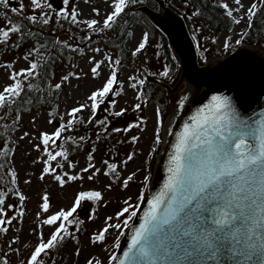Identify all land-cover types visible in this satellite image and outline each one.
I'll list each match as a JSON object with an SVG mask.
<instances>
[{
  "label": "snow or ice",
  "instance_id": "obj_1",
  "mask_svg": "<svg viewBox=\"0 0 264 264\" xmlns=\"http://www.w3.org/2000/svg\"><path fill=\"white\" fill-rule=\"evenodd\" d=\"M84 2L89 3V0ZM232 2L234 6H230L226 0L212 2V8L221 9L232 25H244L236 33L238 38L234 42L232 35L225 37V51H232L252 35L256 18L264 10V0H251L248 5L242 0ZM17 3V7H12L10 0H0V19L4 20V25L0 26V46L19 48L21 41L28 40H31V46L21 57L28 65L26 68L17 71L14 70L15 62L0 64V67L9 70L8 78L11 81L0 91V131L8 129L11 133L17 130L15 126L19 124L24 108L31 111L30 105H43L52 91L58 93L72 79L81 80L88 76V73L82 76L77 72H69L54 86L48 83L45 79L48 75L47 66L63 57L65 50L80 57L88 56L91 78L101 80L103 70H107V76L86 95L84 102L77 101V106L66 109L63 114L59 112L58 104L48 111L47 123H56L58 118L59 125L52 133H39V142L33 147L41 155L32 163L43 165L38 176L39 181L43 182L46 177H51L61 188L69 182H82L86 173H91L87 176L88 181H95L102 173V169L94 162L97 150L95 145L101 139H109L114 134H128L133 129L141 132L146 130L147 119L140 113L149 104V94L145 87L148 78L171 80L173 66L178 67L175 64L176 56L171 57L173 65H162V71L152 72L147 68H137L133 74L128 75L127 86L134 92L135 102L130 106L131 112L129 107H120L117 110V98L126 95L125 82L119 78L123 68L122 59L120 55L114 58L110 51L101 47H93L92 45L100 43L93 36H99L109 43L118 37L127 38L129 42L134 40L135 32L130 30L129 17L135 13L129 9L145 3V0H104L111 11L106 12L102 20L79 19L81 13L76 6L77 0H28L31 14L27 15L24 0H17ZM185 6H188V0ZM4 10L10 11L13 17H9ZM92 13L95 17L101 16L97 7L92 8ZM202 15V11L197 9L188 18ZM206 20L211 24L212 15L209 14ZM62 21L77 27L85 34L76 36L67 30V40H61L58 36L51 40L45 39L43 30L54 24H61L63 27ZM202 31V27L195 28L197 34ZM109 32L115 35L107 36ZM13 35L16 40L11 41ZM149 38L148 31L141 33L140 39L130 51L132 58L145 52L149 46ZM192 39L199 50L201 43L195 34ZM203 39H211L213 44L217 43L214 37ZM70 40L75 42L70 43ZM121 42L123 39L115 43L114 47L122 54L125 49L120 47ZM86 49L92 55H88ZM97 56L102 58L97 59ZM201 58L207 63L203 53ZM144 63L147 64L148 61L145 60ZM188 99L187 93H181L176 99V111L182 110ZM238 100V97L234 98L231 94H214L184 124L167 162L168 175L163 188L147 201L148 211L144 212L143 220L138 226L130 222L137 217L140 205L145 202L143 191L135 204L131 197L125 199L124 206L115 217H106L104 227L91 235V245L102 248L107 254V264H264V112L246 114L241 110L242 105L238 104ZM85 110L90 112L87 119L80 115ZM101 113L102 118L97 119ZM129 115L132 118L126 121L125 126H113L115 122ZM9 117L10 124L7 123ZM31 123L35 125V117ZM88 125L99 129L94 140L88 134L78 138L64 135L78 126ZM163 127V114L157 107L149 156L156 152L161 143L160 132ZM29 135L24 132L20 139L23 140ZM140 139L139 135H133L129 142L136 144ZM57 141L60 143L57 144ZM89 141L93 147L87 154L86 167L71 174L77 165L69 159L66 146L71 144L74 148L80 147ZM9 143L10 141L5 140V147L0 148V234H7L13 221L23 224L25 201L29 199L20 191L18 172L11 167V156L15 150L7 146ZM134 157L135 153H129L127 159L120 164L110 159L101 161L105 166L103 175L111 181L105 186L107 191H112L113 184L118 182L122 189H126L129 182L133 181L136 172L121 181L118 169L121 165L126 167ZM65 163L69 171H64ZM148 164L149 160L146 158L141 169L145 172L141 181L144 185L151 179ZM24 183L31 184L32 181L26 179ZM10 196L18 203L7 204ZM40 201L39 211L36 213L39 223L33 230L37 235V243L32 246L26 261L21 260V264H46L44 257H49L52 264H56L52 258L53 251L58 250L68 239L79 243L76 233L81 231V226L85 223L79 218V210L84 202H92L98 206L104 201V195L96 189L78 191L70 207L60 208L51 214L52 205L47 191L42 193ZM96 210L93 207L89 211V220L96 219ZM8 212L13 214L8 216ZM42 214H46L44 218H41ZM45 226L53 228L47 238L43 231ZM73 226L75 231H70ZM110 230L117 231L119 236L112 245L105 247ZM125 230L131 231V237L126 248L121 249L120 236L125 234ZM19 242L18 235L11 238L8 243L9 252L0 256V264H10L7 257L11 252L20 254L19 248L12 247ZM24 247L29 245L25 244ZM80 254V249L77 248L76 255ZM86 264H105V261L92 255Z\"/></svg>",
  "mask_w": 264,
  "mask_h": 264
},
{
  "label": "rangeland",
  "instance_id": "obj_2",
  "mask_svg": "<svg viewBox=\"0 0 264 264\" xmlns=\"http://www.w3.org/2000/svg\"><path fill=\"white\" fill-rule=\"evenodd\" d=\"M227 3H229L230 6H234L232 0H226ZM242 2L245 5H248L251 0H242ZM76 6L78 10L80 11L81 15L79 19H90V18H96V19H103V16L106 12L111 11V9L108 7L107 4L104 3V0H89V3H85L84 0H77ZM97 7L100 9L101 16L95 17L92 13V8ZM4 22L0 20V26H3ZM244 27L243 24L239 26H235V28L232 30L231 33H220L218 35V53L210 55L222 57L227 55L225 53V50L223 48V44L225 41V37L228 35H232L233 42L235 39L238 38L236 33H238L242 28ZM133 31L135 32V39L131 40L127 43L128 48V57L126 59V62L123 61L125 59H122V74L120 75V79L124 80L125 82V90L126 95L121 96L118 99L119 103L117 105V110L120 107H129V110L131 112V104H133L134 101V92L128 88L127 86V76L134 73V71L137 68L143 69L147 68L149 71L152 72H159L163 70L162 65L165 63L162 57V53L160 51V45L157 39H152L149 42V46L146 48L145 52L142 53L137 58H132L130 56V51L133 49L135 43L140 39L141 33L144 32V30L140 26H135ZM62 33V34H61ZM61 37L63 40L69 39L67 37V31L61 32ZM76 36H79L78 31L74 32ZM85 33L83 31H80V36H83ZM93 39L95 40L96 37L93 36ZM73 42L72 40H70ZM100 43L92 45L93 47H101L105 51H110L113 54V57L115 58L117 56L116 49H113V47H110L107 43H105L102 40H98ZM159 45V46H158ZM251 45V44H249ZM260 46V45H258ZM29 48V46H28ZM26 46H23L19 49V53L14 55H8L4 57H0V64H10L14 63V70H20L22 68H26L28 65L26 62L21 58L23 54L28 49ZM237 49V47H236ZM88 52V55H92L90 51L87 49L85 50ZM159 53V55H157ZM209 57V58H210ZM102 58L101 56H97V59ZM208 58V59H209ZM207 59V60H208ZM147 60L148 63L145 64L144 61ZM202 64L205 63L204 60L202 61ZM61 71L58 76L59 80L62 76L67 75L69 72H77L78 74L82 75L85 73H88V76L81 80H75L72 79L70 83L64 84V89L62 92V95L59 100V112L63 114L66 109H70L72 107L77 106L76 102H84L85 97L87 94H89L92 90H94L95 87H97L101 82L103 77L107 76V70H103V76L101 80H93L90 75V67L91 65L88 64V56L80 57L76 55L75 53L71 55L70 59L63 56L61 62ZM73 65H76L77 67H73ZM9 70L3 67H0V91H2L3 87L10 84L11 81L9 80ZM180 79V73L178 75V78L174 84H172L171 87H173ZM183 86L181 85L177 90H175L173 93H171V106L169 108V111L167 115L172 111L176 99L179 96ZM111 98V97H110ZM157 107L155 105H151L145 110H143L140 115H143L147 119V127L146 130L141 132L139 129H133L132 132H130L125 137H116L115 134L111 137L113 143H117V141H124L122 144V150L119 149L118 156L115 160L116 163L120 164L121 161L127 159V156L129 153H135V157L132 161H129L127 166L121 165V181L125 178H127L128 175H130L133 172H136L137 175L133 179V181L129 182V185L126 189H122L121 183H115L113 184L112 191L106 190V185L110 183L108 177H105L103 175V169L104 165L101 163L104 159H111L109 152L106 151V147L102 144H97L96 152H95V163L97 167H100L102 169L101 175L95 180V181H88L87 176L91 173L84 174V180L77 181V182H69L65 185V187L61 188L59 185L55 182H53L51 177H46L43 182L39 181L38 176L39 173L42 170L43 165L40 163L33 164V160L37 159L41 153L34 150V145L39 142L38 137L40 132H48L52 133L55 131L56 127L59 125V120L57 118L56 123H53L49 125L47 123L48 119V111L47 109H37L32 110L29 112L23 113L22 116V124L21 127L14 133L13 139L15 140L16 149L15 152L11 158V167H14L18 172V182H19V189L22 191L29 199L25 201V217L23 220V224L21 225L17 221H13L12 226H9V237L6 238L2 242V248L4 251L9 252L8 249V243L10 242L11 238L14 236L20 237V242L18 244L12 245L13 248H19L20 254L17 255L14 252H11L9 254L12 264H21V260H25L30 255L32 251V246H34L37 243V235L33 233V230L36 229L37 224L39 223L38 220H36V213L39 211V203L40 196L43 192L47 191L50 196L51 201V209L50 213H54L58 211L60 208H67L71 206V203L74 199L75 193L78 191H83L87 189H96L100 190L104 195V201L101 202L100 206L96 210V219L95 220H89L88 216L89 214L86 212L87 210H91L92 206L89 202H84V204L81 207L82 210V217L79 216L80 219H83L85 223L81 226V235L78 237L79 243L77 244L76 241H72L68 245V250L70 251V258H71V264H86L87 259L95 255L97 258L104 260L105 264H107V254L102 250L100 246H93L90 243V237L93 233H98L100 229L104 227V220L108 216L115 217V214L124 206L123 201L129 197H131V201L133 204L137 203V197L141 194V192L144 190L145 185L141 183L143 180V177L145 175V172L142 171L144 167V161L147 158L150 162L151 156H149V150L151 147L152 142V135H153V126L155 122V109ZM82 115L85 119L90 115V112L88 110H85ZM102 113L97 116V119L102 118ZM166 115V116H167ZM36 118V123L33 125L31 123L32 118ZM132 118V115L126 116L122 120L115 122L113 126H125L126 121L130 120ZM65 120H67V116H65ZM166 120V118H165ZM164 122V121H163ZM83 126H78L75 128L74 131L66 132L65 136H73V137H79L81 135L89 134L90 130H93L95 127L92 125H88L86 128ZM162 130L160 132V135L162 136ZM24 132H28L30 135L29 137H26L25 139L21 140L20 137L23 135ZM133 135H139L141 139L136 143L132 144L129 141L126 142L128 138H130ZM91 136V135H90ZM32 137H37V139H32ZM92 137V136H91ZM94 137V136H93ZM31 141V142H30ZM60 142L57 141V144ZM80 150H74L73 146H67L68 152H69V159L75 163L77 166L71 174H76L80 172V170L83 167H86L87 165V154L91 150V146L89 144L83 145ZM64 171H69L67 167V163H65ZM35 174V175H34ZM26 179H30L32 181L31 184H25L24 181ZM18 203V201L16 202ZM14 203V204H16ZM7 204H12L11 202H7ZM105 204L107 206H105ZM6 207V206H5ZM86 207V208H85ZM13 213L8 212V216H11ZM46 214H42L41 218H44ZM131 223V222H130ZM19 229V231H17ZM43 231L45 233V238H47L48 234L53 231V228L45 226L43 228ZM126 232V230H125ZM119 236V233L115 230H110V233L107 238V242L105 247H108L113 244V242L116 240V238ZM123 236H120V243L123 239ZM27 244L29 247H24V245ZM77 248L80 249V255H76ZM111 250V249H110Z\"/></svg>",
  "mask_w": 264,
  "mask_h": 264
},
{
  "label": "water",
  "instance_id": "obj_3",
  "mask_svg": "<svg viewBox=\"0 0 264 264\" xmlns=\"http://www.w3.org/2000/svg\"><path fill=\"white\" fill-rule=\"evenodd\" d=\"M157 9L149 4L138 6L135 10L144 13L150 22L166 37L168 45L178 58L180 79L173 87L163 82L169 91L174 92L181 85V93H187L185 107L176 111V102L166 116L162 130V144L154 164L152 178L144 193L145 202L140 205L137 217L131 224L138 226L148 211V203L153 195L159 193L167 179V162L173 151L176 137L195 114L196 109L207 104L214 94H231L238 97V104L246 114L264 112V49L261 46L243 43L230 54L222 57L212 56L207 63H201L198 50L192 39L188 23L183 14L169 6L165 0H154ZM188 13H191L188 10ZM131 237L126 230L121 241L125 249Z\"/></svg>",
  "mask_w": 264,
  "mask_h": 264
},
{
  "label": "trees",
  "instance_id": "obj_4",
  "mask_svg": "<svg viewBox=\"0 0 264 264\" xmlns=\"http://www.w3.org/2000/svg\"><path fill=\"white\" fill-rule=\"evenodd\" d=\"M165 1L167 2V4L169 6H171L176 11H178L179 13H182L185 16L192 36L195 34L196 39L199 40L201 43V48L198 50V54H199L200 60H202V61H203V59L201 58V53H203V56L206 57V59H208L210 57V55L218 53V49H217L218 48V35L222 32L229 34V33H231V31H229V29L233 30L236 26V25H232L230 23V21L227 20V18L224 16L223 11L221 9L212 8L213 0H188V6L187 7L185 6L186 0H165ZM143 4H149L151 7L157 9V3L154 0H145V3H143ZM139 5H142V4H139ZM139 5H136L134 8L129 9L130 12L135 13L134 16L129 17L130 30H133L135 26H140L144 31H148L150 33V38H149L150 40H152V39L158 40L159 45H160V51L162 53V57H163V60L165 61V63L173 65L174 62L172 61L171 57L175 54H174L173 50L171 49V47L168 45L166 37L150 22V20L148 19V17L144 13H142L141 11H137V10L135 11V8H137ZM197 9H200L202 11L203 15L201 17H193V18L189 19L188 17L191 15V13L189 14L188 10H190L192 12V11H195ZM25 14L27 15V14H31V13H25ZM209 14L212 15L211 24H209V22L206 20V17ZM8 16L13 17V14L8 13ZM0 20L2 22H4L3 19H0ZM61 23H62L63 27L61 26V24H54V25H49L46 29H44L43 31L45 33V39L51 40L54 37L58 36L61 40H63V38L61 37V34H62L61 32H63L62 31L63 28H65L66 30H70L71 33H73V34H74V32L78 31L79 36H80L81 30H78V28L70 25L67 22L62 21ZM199 27H202L203 31L197 34V33H195V28H199ZM114 35H115V33H113V32L107 33V36H114ZM67 37H69V31H67ZM95 37H96L95 40L104 41L99 36H95ZM203 37H214L217 39V43L213 44L211 42V39H203ZM121 39H123V42L120 43V47L125 49L124 53H122V54L119 53L118 50L114 47V44L120 42ZM14 40H16L15 35H13L11 37V41H14ZM11 41H9V43H11ZM41 42H43V41H41ZM69 42L74 43L75 41H73V42L69 41ZM104 42L107 43L110 47H113V49H116L117 55H120L121 59H123L124 58L123 56H125V59L123 61L126 62V59L128 57V54H127L128 48L126 46H127V43L129 42L127 40V38L118 37L113 42H110V43L106 42V41H104ZM244 42L247 44H251V45H260L264 48V10H262L261 13H259L257 18H256L255 25H254V31H253L252 35L249 38H247ZM20 44H21V46L19 48H11V49H9L5 46H0V57L17 54V53H19V49L22 48L23 46H26L27 48H28V46L30 47L31 46V40L21 41ZM204 49H207V51H204ZM232 51H225V53L229 54ZM72 54H74V53H71V52H68L67 50H65V53L63 56L70 59ZM62 58L63 57L58 58L55 63H50L47 66L48 75L45 77V79L52 86H54L56 83L60 82L58 76H59L60 71H61L60 62H61ZM175 64H178L177 57H176ZM179 73H180V67L178 64V67L173 66V74H172L171 80L162 79V78H158V77H149L148 83L145 86L146 91L149 94V104L146 108H148L151 105H155L156 107L160 108L162 111V114H163V121H165L166 115H167L169 108L171 106V94L168 91V89L164 85H162L160 82L164 81V82L172 85L176 82ZM44 86L47 87V85H44ZM63 89H64V86L62 87V89L58 93L52 91L50 93V95H48L46 97L43 105L40 103H34L33 105H30L29 107L31 108V111L37 110V109L50 110L51 108H54L57 104L59 105V100H60V97L62 95ZM146 108H144V110ZM25 112H29L27 107L23 109V111L21 112V115ZM14 115H15V112L12 113V116H14ZM7 123H9V124L11 123V117H9ZM21 124H22V119L20 120L19 124L15 126L17 130L21 127ZM120 127H123V126H120ZM84 129H87V128L85 127ZM17 130L12 131L11 133L8 132V129H4V130L0 131V148L5 147V140H8V141H10V143L7 146L9 148H14V150L16 149V144H15V140L13 139V135ZM98 130L99 129L94 128L93 130L89 131V134L92 136L93 140L95 139V133ZM128 134L121 133V134H115V136L120 138L121 136L125 137ZM128 141H130V138H128L126 140V142H128ZM86 144H89V146L93 147L91 141H89L88 143H84V144L80 145V147H75L74 150H72V151L75 152V150H80L81 147L84 148L83 145H86ZM97 144H102L103 146L106 147V151L109 152L112 160H115L117 158L118 151H119V149L122 148L121 143L115 144V143H113L111 138L101 139ZM97 144L95 145V147H97ZM67 146H72V145L69 144ZM159 149H160V145L157 147L156 152L152 154L150 162L148 164V167L150 169V176H152L154 163H155L156 157L159 153ZM114 153H115V155H113ZM12 156H11V158H12ZM121 168H123V167H121ZM121 168L118 169L119 172H120ZM7 170L8 169L6 167L5 172H7ZM120 176H121V174H120ZM148 184L145 185L144 190L147 188ZM8 201H10V202L12 201V204L17 202V200L12 196H10L8 198L7 202ZM89 203L91 204L92 208L96 207V209L101 204V202H100V204L97 206V205H93L92 202H89ZM70 231H73V230L70 229ZM76 236L78 237L77 233H76ZM8 237H9L8 233L7 234H0V256H2L4 252H6L2 248V242ZM72 241H73L72 239L66 240L64 242V244L58 250L52 252V258L55 259L56 264H71L70 251L68 250V245ZM7 258L9 260L10 264H12V260H11L9 255ZM44 259L46 261V264H52V259H50L49 257H44Z\"/></svg>",
  "mask_w": 264,
  "mask_h": 264
},
{
  "label": "flooded vegetation",
  "instance_id": "obj_5",
  "mask_svg": "<svg viewBox=\"0 0 264 264\" xmlns=\"http://www.w3.org/2000/svg\"><path fill=\"white\" fill-rule=\"evenodd\" d=\"M57 2H59V0H57ZM10 3H11V6L12 7H17L18 6V3H17V0H10ZM24 3L26 5L25 7V13H30V9L28 7V0H24ZM5 11V10H4ZM6 12L8 13H11L10 11L6 10ZM12 14V13H11ZM77 28V27H76ZM62 31H67L65 28H63Z\"/></svg>",
  "mask_w": 264,
  "mask_h": 264
}]
</instances>
